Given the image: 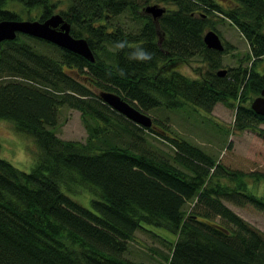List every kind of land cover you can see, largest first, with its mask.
<instances>
[{
  "label": "trees",
  "instance_id": "16d2710c",
  "mask_svg": "<svg viewBox=\"0 0 264 264\" xmlns=\"http://www.w3.org/2000/svg\"><path fill=\"white\" fill-rule=\"evenodd\" d=\"M8 1L24 8L7 9ZM228 1L0 0V21L60 13L94 54L88 61L23 33L0 42V119L30 136L37 155L29 171L0 157V264H146L126 252L136 231L150 225L176 237L160 255L164 264H264V229L225 204L249 203L264 212V196L248 186L250 179L264 182V173L227 168L149 114L187 103L210 113L223 103L235 109V130L264 135V116L250 108L264 88V0ZM150 2L174 7L154 20L144 12ZM125 13L136 28L119 23ZM213 14L237 27L249 46L241 62L250 64L226 69L221 56L231 46L205 45L209 29L222 39ZM124 40L128 47L114 48ZM138 46L152 60H129ZM192 60L203 64L196 76L180 70ZM102 90L120 95L151 125L106 104ZM61 107L79 111L83 142L55 134ZM148 136L167 142L171 152L149 148ZM73 185L89 189L90 207L72 196Z\"/></svg>",
  "mask_w": 264,
  "mask_h": 264
},
{
  "label": "rangeland",
  "instance_id": "374dc122",
  "mask_svg": "<svg viewBox=\"0 0 264 264\" xmlns=\"http://www.w3.org/2000/svg\"><path fill=\"white\" fill-rule=\"evenodd\" d=\"M216 1L222 6L231 4L228 0ZM151 4H158L164 8L174 7L160 2H150L148 5ZM60 6L62 5L60 4ZM20 7L24 8L22 4L12 1L5 4V8H13L16 11L20 10ZM36 14L35 10L31 12L32 16H36ZM131 16L127 13L123 14L119 18V23L134 28L136 21H132ZM217 16V14H213L210 17L216 21L215 26L220 32L224 44L226 42L231 46L229 52L221 56L222 66L228 69L240 63L242 65L250 64L248 60L241 62L249 51V46L244 37L235 25L228 21H220ZM21 17L25 18V13H22ZM190 63L192 67L184 65L180 70L189 76H196L199 72V66L203 64L194 60ZM257 68L262 71L263 63H259ZM234 113L233 107L223 103H217L210 113L187 103L175 109L162 106L155 107L149 114L153 118L166 121L168 124H165L171 130L172 135L177 134L179 137L200 146L227 168L240 170L244 173L252 171L264 173V135L252 129L235 130L233 128ZM260 127L264 129V124H260ZM55 134L63 139L83 142L87 137V131L81 122L79 111L61 107L59 124L55 128ZM146 139L149 148L158 151L160 154L164 153L163 151L171 152L170 146L164 140L156 136H148ZM0 145V157L7 159L15 167L29 171L35 164L37 155L33 139L22 132L15 131L12 123L8 120L0 119ZM248 186L256 195L264 196V182H253L250 179ZM71 194L84 206L90 207L89 198L92 193L86 186L73 185ZM225 204L251 225L260 230L264 229L263 211L249 203L240 206L226 201ZM145 228L137 230L136 240L128 242L126 256L146 264H164L165 261L160 255L169 252L170 242H174L176 237L160 227L150 225Z\"/></svg>",
  "mask_w": 264,
  "mask_h": 264
},
{
  "label": "water",
  "instance_id": "95a60500",
  "mask_svg": "<svg viewBox=\"0 0 264 264\" xmlns=\"http://www.w3.org/2000/svg\"><path fill=\"white\" fill-rule=\"evenodd\" d=\"M144 12L149 14L154 20L165 12V8L157 4L148 5ZM70 23L63 18L60 13H54L47 19L40 20H1L0 21V42L4 40H13L19 33L27 34L71 52L77 53L87 59L94 61V54L89 47L85 38H75L70 33ZM203 41L208 48L222 51L224 44L220 36L213 30L209 29L203 35ZM225 70L217 72L218 75L225 74ZM100 98L116 111L126 115L131 120L143 126H150L151 118L130 105L120 95L110 91H100ZM250 108L257 114L264 116V88L260 94L253 98Z\"/></svg>",
  "mask_w": 264,
  "mask_h": 264
},
{
  "label": "clouds",
  "instance_id": "9594fccd",
  "mask_svg": "<svg viewBox=\"0 0 264 264\" xmlns=\"http://www.w3.org/2000/svg\"><path fill=\"white\" fill-rule=\"evenodd\" d=\"M126 47H128V42L126 40L124 41H117L115 44H114V48L117 49V50H123L125 49ZM153 58V55L152 53L146 51L143 47H136L134 48L129 56H128V59L129 60H136V61H141V62H147V61H150L152 60ZM119 74L121 76L124 75V71L123 69H120L119 70Z\"/></svg>",
  "mask_w": 264,
  "mask_h": 264
}]
</instances>
